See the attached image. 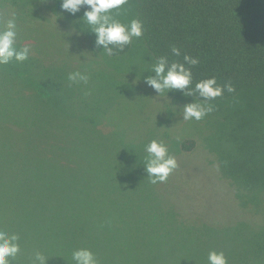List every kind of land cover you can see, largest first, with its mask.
<instances>
[{
  "label": "trees",
  "instance_id": "obj_1",
  "mask_svg": "<svg viewBox=\"0 0 264 264\" xmlns=\"http://www.w3.org/2000/svg\"><path fill=\"white\" fill-rule=\"evenodd\" d=\"M44 3H52L51 8ZM60 3L9 0L0 4V8L4 6L0 24L12 12L16 18L49 23L52 19L56 25L63 17L80 21L83 7L73 15ZM114 14L125 24L132 19L142 21V37L107 55L102 46L95 45L100 53L93 46L94 34L86 36L88 30L82 31L81 25L72 27L82 36L83 64L96 67L95 54H99L105 60L99 66L120 73L122 76H116L117 82L123 81L119 85L127 84L136 92L146 81L137 83V73L119 62L147 57L152 63L159 56L183 62V55L188 54L200 60L192 68L193 86L215 76L219 84L231 82L235 91L225 90L221 97L208 101L214 110L199 121L175 127L181 118V110L176 109L168 126L160 127L162 121L148 124L135 129L132 137L131 128L137 122L116 128L110 118L117 112L105 113L100 125L119 133L121 149L144 169L147 153L143 142L151 132L156 140L164 137L177 144L170 153L177 168L164 183L145 181L141 191H125L120 179L117 184H107L103 175H97L102 143L91 133L83 135L86 130L82 129L97 123L94 113L84 107L77 110L81 136L53 125L43 126L49 129L16 122L5 126L0 145L10 157L24 156L28 162H39L64 176L59 182L49 178L33 185L26 178L0 174V193L5 197L0 202L7 204L14 195L23 211L14 226V217L0 213V228L20 237V252L13 264H32L36 251L48 258L47 264H74L72 252L81 247L91 249L99 264H208L207 255L213 249L225 255L239 250L242 261L238 259L237 264H264V0H128ZM84 40L90 46L84 48ZM172 46L181 49L180 57L171 54ZM179 97L178 109L195 99L173 90L167 93L169 101L164 105H172ZM196 100L204 102L198 95ZM22 134L31 143L20 145L18 136ZM181 135L185 138L178 139ZM31 218L41 225L32 228ZM31 229L36 230L34 235ZM241 246L248 249L244 255Z\"/></svg>",
  "mask_w": 264,
  "mask_h": 264
},
{
  "label": "rangeland",
  "instance_id": "obj_2",
  "mask_svg": "<svg viewBox=\"0 0 264 264\" xmlns=\"http://www.w3.org/2000/svg\"><path fill=\"white\" fill-rule=\"evenodd\" d=\"M8 2L9 0H0V4L4 5ZM21 5L19 4V6ZM44 5L50 7L52 3L50 6L45 3ZM3 15L0 13V18ZM63 20H70L74 25H68ZM51 21L49 23L44 19L16 18V46L18 48L29 46L31 53L26 61L17 62L13 60L8 65L0 66V135L7 131L5 126L10 127L13 122L26 125L36 124L42 129H49L50 127H43L48 125L65 130L68 128L79 136H81L82 130H86L84 134L82 133L83 135L87 136L91 133L92 137L98 138V141L100 140L102 143V156H99L101 166L96 173L98 176L103 175V182L117 184L120 179V187L123 190L137 189L141 191V185L149 180L145 169L137 164V159L129 155L126 149H121L119 144H121L122 136L119 133L109 132L107 128L104 129L99 121L103 119L105 113L108 112V115H112L113 110H115L117 113L112 115L110 120L116 128L131 127L135 122L139 124L132 126L131 129L134 130L130 136L132 137L135 134V129L142 130L148 124L162 121L161 124L159 123L160 127L168 126L170 118H175L177 115L176 109L181 110L179 115L182 118L183 108L178 109L181 107L178 102L180 97L174 99L172 105L165 106L166 100L169 101L167 94L161 93L158 96L157 92L149 85L145 88L147 83L143 85L144 87L140 86L136 92H132L127 84L119 85L123 81H116L118 80L117 75L122 76L120 73L109 67L99 66L105 62L99 54H95L94 63H98L96 67H92V63L83 64L80 62L85 61L83 52L80 50L82 36L72 29V27L76 28L77 25L80 26L81 22L75 18L69 19L67 17L59 18L57 25ZM87 33L86 36L93 34L90 31ZM92 44L95 46L93 42ZM134 44L138 46L139 43L135 42ZM86 45L90 46L88 40L83 42L84 48ZM98 51L100 53L101 50ZM88 58L94 61L92 57ZM125 61L127 62L125 63ZM151 61L147 57L143 59L133 58L119 62V65L128 70H134L137 77L140 78L136 80L137 83H141L147 76L154 75L147 70L152 66L153 62L151 63ZM74 71L86 72L89 76L88 83L69 81L68 75ZM9 72L12 74L8 75ZM178 93L180 94V92ZM124 96L127 99L121 101ZM182 98L184 101L183 96ZM176 103L178 105H174ZM83 107L94 113L97 123L95 126H88L80 132L82 123L78 120L77 110ZM181 118L174 124L175 127L181 128L186 123ZM184 136L181 135L178 139L185 138ZM27 137L26 134L19 135L18 143L20 145L31 143ZM110 137L115 141L112 142ZM153 139L155 138L151 132L148 138L144 140L143 146H146ZM157 139L167 145L169 154L176 151V143H172L164 137ZM0 143L3 141L0 140ZM34 145L36 146L37 142ZM41 145L50 148L45 142H42ZM40 162L45 164V162ZM0 163V174L13 178L15 176L19 179L26 178L30 182L29 184L33 185L37 181L44 183L49 178L59 182L64 177L57 170L45 167L39 162L33 160L31 163L28 162L24 156L16 154L10 157L7 149L2 145H0ZM133 168L135 171L132 170ZM138 196L140 197L141 193ZM14 197L11 195V201L7 204L0 202V213L15 218V223L12 226L17 224V220L23 214V211L18 209V203H15ZM3 199L5 197L0 193V201ZM8 225L11 226L10 223ZM31 225H33L32 228H38L41 222L38 220L35 224L31 218ZM40 230H44V228L41 227ZM30 231L31 235L36 232L34 229ZM241 250L243 255L244 251L248 252L244 246H241ZM239 254V250L228 253L226 255L228 264H237L238 259L241 260L242 258V255Z\"/></svg>",
  "mask_w": 264,
  "mask_h": 264
},
{
  "label": "clouds",
  "instance_id": "obj_3",
  "mask_svg": "<svg viewBox=\"0 0 264 264\" xmlns=\"http://www.w3.org/2000/svg\"><path fill=\"white\" fill-rule=\"evenodd\" d=\"M128 0H61L60 7L75 15L83 7V16L79 18L81 30H88L95 36V45L102 46V51L112 55L114 48L123 50L130 45L134 38L143 35V23L132 19L129 23H122L116 18L114 10H119ZM16 13L0 24V66L8 65L13 60L26 61L31 53L29 46L17 47ZM171 54L181 56V49L172 46ZM200 63L198 57L188 54L183 55V62L169 61L167 56H159L149 70L154 75L145 78L146 83L158 94L179 90L185 96H193L192 102L183 105L182 119L185 121L203 119L214 110L208 101L221 97L225 90L229 93L235 91L231 82L219 84L215 76L200 79L193 86L192 68ZM68 80L73 83H88L89 76L86 72L74 71L69 73ZM197 95L203 103L197 102ZM147 156L143 163L147 177L153 184L164 183L170 174L177 168L178 163L174 156L169 154L166 144L156 139L151 140L146 146ZM20 237L17 233H9L0 228V264H13L20 252ZM74 264H99L93 251L86 247L77 248L72 252ZM48 258L43 253L36 251L32 264H47ZM208 264H228V259L223 251L211 250L207 255Z\"/></svg>",
  "mask_w": 264,
  "mask_h": 264
}]
</instances>
